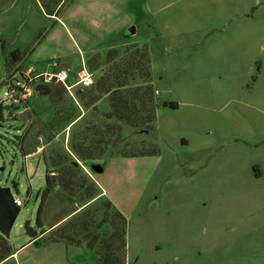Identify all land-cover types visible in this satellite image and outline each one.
<instances>
[{"label": "rangeland", "instance_id": "obj_1", "mask_svg": "<svg viewBox=\"0 0 264 264\" xmlns=\"http://www.w3.org/2000/svg\"><path fill=\"white\" fill-rule=\"evenodd\" d=\"M26 5L17 2L23 24L0 34V100L6 74L19 68L56 62L78 74L94 54L137 46L148 52L156 108L148 132L132 135L123 124L149 154L110 149L93 173L71 153L69 128L51 130L48 97L30 99L25 123L4 103L0 183L23 205L3 243L14 255L0 251V264L96 260L86 248L49 243L50 234L42 248L21 249L31 240L25 222L40 233L45 172L58 158L77 163L76 185L94 181L100 200L124 216L125 264H264V0H31L25 15ZM70 38L88 51L80 55ZM63 101L76 105L68 94ZM72 194L46 198L45 226L78 207L81 195Z\"/></svg>", "mask_w": 264, "mask_h": 264}, {"label": "trees", "instance_id": "obj_2", "mask_svg": "<svg viewBox=\"0 0 264 264\" xmlns=\"http://www.w3.org/2000/svg\"><path fill=\"white\" fill-rule=\"evenodd\" d=\"M56 11L59 14L57 9L53 13ZM14 56L16 63L22 61L19 52ZM87 67L93 84L75 90L73 99L77 106L73 102V106L71 103L65 104V95L56 98L53 104L49 103L54 107L51 130L64 131L69 128L71 153L88 170L113 148L114 153L122 157L148 155L141 141L131 140L135 133L150 131L154 121L156 91L151 87L146 47L122 46L94 54L87 59ZM49 93L50 88L43 86L36 89L34 96L48 97ZM169 106L175 107L173 104ZM26 109H30L29 102ZM123 124L130 128V134L132 132L130 139ZM78 169L69 160L59 158L57 164L46 169L45 189L35 222L40 230L39 236L56 226L55 231L48 236L49 243L86 248L95 253L98 264H125L126 220L109 201L100 200L101 193H98L94 181L88 182L83 178L76 185ZM58 191L63 194L73 191L72 195H76V198L81 195L78 207L54 225L45 226V200ZM5 242L6 239L0 235V251L10 253L12 250L3 245Z\"/></svg>", "mask_w": 264, "mask_h": 264}, {"label": "built area", "instance_id": "obj_3", "mask_svg": "<svg viewBox=\"0 0 264 264\" xmlns=\"http://www.w3.org/2000/svg\"><path fill=\"white\" fill-rule=\"evenodd\" d=\"M52 67L57 68L56 62H52ZM69 74L63 70H54L51 73H43L37 76L31 77L30 73H19L12 74L3 82V87L5 89L3 93V98L0 100V106L7 103L12 108H17L19 112H24L28 102L34 96L36 89L53 85L56 83L64 84L68 91V95L73 97L72 90L78 87L86 88L93 84V79L88 72L86 66L76 75L77 81L74 85H68ZM16 203L19 208L22 207V202L16 199Z\"/></svg>", "mask_w": 264, "mask_h": 264}, {"label": "water", "instance_id": "obj_4", "mask_svg": "<svg viewBox=\"0 0 264 264\" xmlns=\"http://www.w3.org/2000/svg\"><path fill=\"white\" fill-rule=\"evenodd\" d=\"M68 94L64 84L56 83L50 87V93L48 101L53 104L56 98ZM31 110H25L17 115V120L22 123L29 122L32 120ZM76 167L79 166L77 163L74 164ZM90 170L93 173H101L102 168L98 164L91 165ZM20 212L14 196L12 195L11 188L8 186H1L0 183V235L5 239H9L10 232L14 226L17 216ZM25 235L30 239L38 237V230L33 228L29 221L23 224Z\"/></svg>", "mask_w": 264, "mask_h": 264}, {"label": "crops", "instance_id": "obj_5", "mask_svg": "<svg viewBox=\"0 0 264 264\" xmlns=\"http://www.w3.org/2000/svg\"><path fill=\"white\" fill-rule=\"evenodd\" d=\"M28 3H29V6L26 5V9L24 10L25 12V15H28L31 11L29 10L30 9V4H31V0H27ZM34 3L37 2L38 3V0H33ZM17 2L18 0H0V34L3 35L5 34V31L7 28L9 29H12V28H15L16 24L18 23V25H22L23 23H21V20L22 18H20V15L18 16V10L16 9L17 8ZM52 17H54L55 19V16L52 15ZM51 18V17H50ZM53 19V18H51ZM58 21V20H57ZM24 23H27L26 20H24ZM120 30V29H119ZM72 39L73 43H75L76 45V41L74 40V38H70ZM81 42H83V40H81ZM77 46V45H76ZM77 48H79L77 46ZM89 48L85 47L83 50H81L80 48L78 49L79 50V53L80 55H82L83 52L85 51H88ZM48 68V66H47ZM50 68L48 71L47 69L44 70L42 66L40 67H36L35 69L34 68H26V69H23V68H19L17 71L15 72H10V73H7L6 74V77L4 78L5 80L7 79V77H9L10 75L12 74H19V73H30V76L31 77H34V76H37L39 74H43V73H51L53 72L54 70H63L61 69L59 66L55 69L52 67V63L50 65ZM65 71V70H63ZM80 72V71H78ZM77 73L76 72H73L71 71V73L69 74V78H74L76 81H77V77H76ZM76 81L72 84L74 85L76 83ZM49 86V85H47ZM77 89V88H75ZM30 110V109H29ZM56 229V226L47 230L45 232V234L39 236L38 235V238L33 240V241H28L27 243H25L21 249H27L29 247H35L36 249H40L42 248L41 246H39V243L42 241V239H44V237L48 236L49 234L53 233ZM53 245H57L59 246L58 243H55ZM45 249V248H43ZM40 251V250H39ZM14 255V253L12 254ZM78 257H81L80 255H78ZM86 257V256H84ZM87 262L85 261V259L83 260V264H86ZM93 264H98L97 263V259L94 260Z\"/></svg>", "mask_w": 264, "mask_h": 264}, {"label": "flooded vegetation", "instance_id": "obj_6", "mask_svg": "<svg viewBox=\"0 0 264 264\" xmlns=\"http://www.w3.org/2000/svg\"><path fill=\"white\" fill-rule=\"evenodd\" d=\"M52 86V85H51ZM60 98V97H59ZM33 115V114H32ZM33 118V117H32ZM31 122V121H30ZM11 164H13V161H12V163ZM3 165V164H2ZM0 169H1V166H0Z\"/></svg>", "mask_w": 264, "mask_h": 264}, {"label": "clouds", "instance_id": "obj_7", "mask_svg": "<svg viewBox=\"0 0 264 264\" xmlns=\"http://www.w3.org/2000/svg\"><path fill=\"white\" fill-rule=\"evenodd\" d=\"M54 85V84H53Z\"/></svg>", "mask_w": 264, "mask_h": 264}]
</instances>
